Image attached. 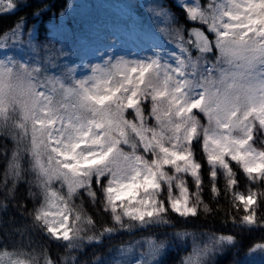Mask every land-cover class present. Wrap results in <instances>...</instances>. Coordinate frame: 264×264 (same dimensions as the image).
<instances>
[{
	"label": "snow or ice",
	"instance_id": "6c2138e0",
	"mask_svg": "<svg viewBox=\"0 0 264 264\" xmlns=\"http://www.w3.org/2000/svg\"><path fill=\"white\" fill-rule=\"evenodd\" d=\"M17 7L0 0V14ZM176 7L185 23L163 3L154 9L165 25L158 29L167 37L163 43L139 55L101 53L99 62L84 65L85 74L56 63L47 44L33 43L39 37L32 29L28 58L15 53L24 18L3 34L0 139L12 147L0 151V214L21 183L33 199L32 209L18 205L30 224L14 234L23 238L31 228L76 252L122 232L170 226L171 214L187 220L211 213L204 164L211 199L221 196L222 177L225 198L243 209L232 223L264 230V215L257 214L264 207V140L256 147V137H264V0H177ZM41 51L46 55L37 58ZM233 165L249 182L246 193L237 188ZM85 198L109 222L98 227ZM173 236L193 242L180 264H210L214 255L237 247L232 234H212L202 245L186 231ZM167 249L166 239L151 237L122 244L116 264H161ZM255 253L264 256V241L247 247V254ZM0 264L57 261L46 249L4 246Z\"/></svg>",
	"mask_w": 264,
	"mask_h": 264
},
{
	"label": "trees",
	"instance_id": "16d2710c",
	"mask_svg": "<svg viewBox=\"0 0 264 264\" xmlns=\"http://www.w3.org/2000/svg\"><path fill=\"white\" fill-rule=\"evenodd\" d=\"M14 2L18 5L14 11L0 14V37L20 22L21 18H24L27 27L36 24L37 30H40V32L37 31L39 39H44L48 35L47 23L49 20L52 16L58 15L67 5V0H14ZM6 3L7 0H5ZM169 5L178 13V22L185 23L184 13L181 9L172 3H169ZM38 9H44V11L39 18H35L33 13ZM188 26L190 27L191 24ZM261 140H264V137L258 135L256 137V147H262ZM5 147L11 149L12 145L10 142L6 144L3 139H0V151ZM193 152L196 158L203 162V153L199 143L194 142ZM4 166L5 160L0 156V180L3 179ZM233 167L237 171V188L241 192L246 193L249 182L235 165ZM207 171V165L204 164L202 169L205 184L203 195L205 202L209 203L213 209L211 213L205 214L201 211L197 217L187 220L171 214L173 223L170 226L136 229L132 233L122 232L110 239H105L100 244H85L81 250L76 252H69L62 241L51 240L41 232L31 228L26 231L23 238L14 234L15 228L30 224L28 219L21 216L18 205L25 204L27 209L33 208V199L28 196L27 185L21 183L17 188L15 199L7 201V211L0 214V249L4 246L9 249L13 247H34L37 252L46 249L51 258L57 261V264H62L64 260L71 264L73 257L76 258V264H93L96 258H100L101 264H116L117 260L122 259L116 251L122 244L127 246L128 243L133 241L151 237L153 239H166L168 249L161 260V264H180L181 259L192 250L193 242L191 240L188 242L175 240L173 234L186 231L194 234L201 245L212 234L234 235L237 239V247L226 249L223 253L214 255L210 264H243L247 254V247L254 242L264 241V230L257 228L253 231H248L232 223L231 216H236L239 219V216L243 215V209L241 207L238 211L233 208L229 200L225 198L222 177L217 182L218 187L221 189V196L215 201L211 199V194L208 191ZM189 186L192 187L191 178H189ZM261 187L264 188V185ZM3 201V193L0 192V202ZM85 207L97 221L98 227L103 223L109 222V218L99 212L98 208H94L88 203L86 198ZM257 214L258 216L264 215V207L259 208ZM138 253L139 251L136 252V255ZM259 264H264V260Z\"/></svg>",
	"mask_w": 264,
	"mask_h": 264
},
{
	"label": "rangeland",
	"instance_id": "374dc122",
	"mask_svg": "<svg viewBox=\"0 0 264 264\" xmlns=\"http://www.w3.org/2000/svg\"><path fill=\"white\" fill-rule=\"evenodd\" d=\"M121 2L122 0H67L66 7L47 23V37L34 39L33 43L47 44L52 50L51 58L56 63L76 67L79 73L85 74L87 69L84 65L99 62L101 53L134 52L139 55L147 52L153 45L163 43L167 37L158 29L165 25L154 17L157 4L163 3L177 20L179 17L169 5H176L177 0H128L127 6L121 5L128 15V18L123 19H132V25L118 19L115 11L119 9L118 3ZM29 29H32L33 38L38 36L35 25L29 28L25 26L21 42L24 47L17 43L14 50L25 59L30 54V49L27 48ZM2 40L3 37L0 42ZM61 51L64 56L60 55ZM45 55L41 51L37 58ZM263 258L259 253L247 254L243 264H257Z\"/></svg>",
	"mask_w": 264,
	"mask_h": 264
},
{
	"label": "bare ground",
	"instance_id": "6f19581e",
	"mask_svg": "<svg viewBox=\"0 0 264 264\" xmlns=\"http://www.w3.org/2000/svg\"><path fill=\"white\" fill-rule=\"evenodd\" d=\"M127 4H128V0H122V2L121 3H118V8L119 9H117L115 12L118 14V16H119V18L118 19H120V20H122L123 22H130L132 25H134L133 23H132V19H123V18H128V15L126 14V11L125 10H123V8H122V6L121 5H123V6H127ZM106 7V6H105ZM123 13H125V15L123 16L122 14Z\"/></svg>",
	"mask_w": 264,
	"mask_h": 264
}]
</instances>
